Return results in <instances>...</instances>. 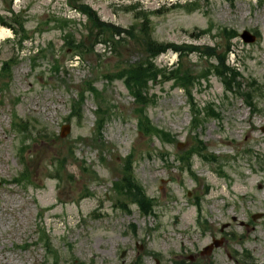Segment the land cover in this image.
Segmentation results:
<instances>
[{
	"label": "rangeland",
	"instance_id": "rangeland-1",
	"mask_svg": "<svg viewBox=\"0 0 264 264\" xmlns=\"http://www.w3.org/2000/svg\"><path fill=\"white\" fill-rule=\"evenodd\" d=\"M191 1L196 7L192 12L184 5ZM80 2L111 24L140 27L137 10L125 9L134 0ZM177 2L143 7L154 11L152 37L164 43L217 44L221 54L231 44L229 61L239 66L245 84L259 82L253 92L258 111L252 112L243 97L226 93L213 76L196 86L192 102L201 109L214 106L221 119L203 113L204 122L194 124L191 101L182 89L172 81L149 84L156 102L147 112L154 125L170 133L168 142L138 132L137 105L124 82L104 77L120 70L123 60L143 58L139 39L127 38L122 56L113 41L98 43L95 53L79 58L64 43V34L88 40V21L68 0H0L6 22L0 27L10 31L0 39V71L5 62L11 64L10 74L0 78V264H172L182 253L207 246L227 222L231 236L228 249H220V264H234L226 256L234 250L248 251L252 261L264 264V217L253 219L264 214V0ZM21 22L28 36L23 45ZM227 29L236 32L231 40ZM245 30L257 34V40L244 42ZM178 59L169 50L156 62L169 67ZM183 61L194 65L195 72L208 64L197 53ZM89 81H95L100 96L87 94L80 115H72L73 100ZM99 105L108 117L101 128ZM20 123H26L24 132ZM66 124L72 128L62 137ZM199 138L206 145L203 153L215 158L194 155L189 168L177 156L199 146ZM130 153L135 179L156 201L149 215L132 198L127 200L129 211L115 200L113 183L123 176ZM25 171L29 177H22ZM198 216L209 222L207 236Z\"/></svg>",
	"mask_w": 264,
	"mask_h": 264
},
{
	"label": "trees",
	"instance_id": "trees-1",
	"mask_svg": "<svg viewBox=\"0 0 264 264\" xmlns=\"http://www.w3.org/2000/svg\"><path fill=\"white\" fill-rule=\"evenodd\" d=\"M78 1L80 3L81 0H72L75 7H78L83 13H86L92 23L94 30H97V33L90 34L88 41L94 39L92 43H79L76 44V50L83 54H92L94 52V44L95 41L101 40L104 43H109L115 41L116 45L120 46L121 49H116L113 47L115 51L118 52L119 56L123 55V42H126L127 38L124 37L121 40H115V37L124 33L130 39H139L140 44L142 46V56L143 58L139 62H130L129 60H123L125 65L121 67L119 72L115 74H111L108 76L109 78H113L114 76L124 79L126 85L130 89L131 93L135 97L137 103L139 104L138 113H139V130L149 137L157 136L158 138L165 139L168 142H171V135L168 132H165L163 129H160L154 126L146 113L145 107H147L148 103L151 101V97L149 96V82H155L158 79L163 80H170L174 79L180 82V85L183 87L191 86L192 82L195 77H192V72H190V68L188 66L184 67L183 63L181 62L179 67H174L172 69L159 67L155 63V59L157 56L167 51L170 48L175 49L176 51H180L181 54L185 55L186 51H191L193 46L189 45H178L174 43H163L155 40L152 37V30L150 28V19L148 14L142 12L144 16V21L141 23L139 29H136L134 25L130 29H121L109 23L102 22L100 17L98 16L97 12L94 11L88 4L83 3H76ZM0 23H5L3 16H0ZM20 30L25 33L26 29L24 28V23L21 22L19 24ZM93 30V29H92ZM109 33L110 37L103 38V35ZM26 35V34H24ZM93 35H96L93 37ZM114 43V42H113ZM70 42H68V45ZM73 44V43H72ZM210 49V48H208ZM213 53H215V48H213ZM221 64L225 66L224 60L221 59ZM227 72H220V74L224 77L227 82H233L231 75V70H235L232 67L225 66ZM210 71V70H209ZM11 72V64L9 62H5L0 71V78L7 77L8 74ZM236 72V71H235ZM230 74V75H229ZM228 76V77H227ZM201 79V76L199 77ZM233 80H236L235 77ZM89 86V91H94V86L89 82L87 87ZM187 87V88H188ZM85 99L84 94L81 95V101L83 103ZM82 104H79L81 107ZM213 113L215 111L212 109ZM127 170L129 174L123 179L126 182V185L123 183H116L117 185L121 184L122 188L127 187V193L134 194V197L139 199V203L142 205L143 208H149L151 206V200L146 197L143 186L137 182L135 179L131 165H128ZM126 189V188H125ZM126 193V194H127ZM127 194V195H129ZM140 196V197H139Z\"/></svg>",
	"mask_w": 264,
	"mask_h": 264
},
{
	"label": "flooded vegetation",
	"instance_id": "flooded-vegetation-1",
	"mask_svg": "<svg viewBox=\"0 0 264 264\" xmlns=\"http://www.w3.org/2000/svg\"><path fill=\"white\" fill-rule=\"evenodd\" d=\"M209 232L210 229L206 230V235H208ZM226 241L227 238L225 235H223L221 238H216L215 236H212L211 240H209V243L207 244V250H204L205 254L199 252L197 255H183L182 259H180L179 262H177L176 264H219V249L215 247L217 246V244H220L222 246ZM227 256L232 258L234 260V263L238 262V264H244L236 256H232V254H228ZM185 258H187V260H185Z\"/></svg>",
	"mask_w": 264,
	"mask_h": 264
},
{
	"label": "water",
	"instance_id": "water-1",
	"mask_svg": "<svg viewBox=\"0 0 264 264\" xmlns=\"http://www.w3.org/2000/svg\"><path fill=\"white\" fill-rule=\"evenodd\" d=\"M242 36H243V38H244L246 41H254V40H255V37L252 36L248 31H245L244 34H243ZM63 129H64V130H63L62 135L64 136V135L66 134V132L69 131V126H65Z\"/></svg>",
	"mask_w": 264,
	"mask_h": 264
},
{
	"label": "bare ground",
	"instance_id": "bare-ground-1",
	"mask_svg": "<svg viewBox=\"0 0 264 264\" xmlns=\"http://www.w3.org/2000/svg\"><path fill=\"white\" fill-rule=\"evenodd\" d=\"M9 35H10V31L7 28L0 27V39H4Z\"/></svg>",
	"mask_w": 264,
	"mask_h": 264
}]
</instances>
